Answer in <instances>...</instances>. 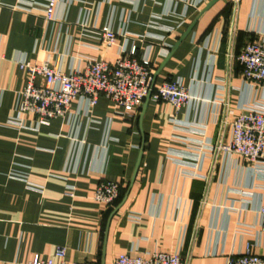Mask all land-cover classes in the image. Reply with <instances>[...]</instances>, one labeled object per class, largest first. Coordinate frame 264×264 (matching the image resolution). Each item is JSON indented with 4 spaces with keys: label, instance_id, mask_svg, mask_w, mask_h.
<instances>
[{
    "label": "crops",
    "instance_id": "1",
    "mask_svg": "<svg viewBox=\"0 0 264 264\" xmlns=\"http://www.w3.org/2000/svg\"><path fill=\"white\" fill-rule=\"evenodd\" d=\"M47 1L0 0V264L59 263L62 248L77 264L159 252L186 264H229L247 250L264 258V158L212 151L230 142L245 106L264 102L238 61L247 43H264V0H240L235 14L220 0L203 15L212 0H57L51 21ZM105 26L117 34L111 47ZM133 47L151 62L154 89L180 81L187 106L145 100L130 117L101 96L93 108L75 100L39 128L30 114L23 128L8 125L30 81L18 62L69 73L112 65ZM141 152L109 220L121 202L105 207L95 192L103 182L128 189Z\"/></svg>",
    "mask_w": 264,
    "mask_h": 264
},
{
    "label": "built area",
    "instance_id": "2",
    "mask_svg": "<svg viewBox=\"0 0 264 264\" xmlns=\"http://www.w3.org/2000/svg\"><path fill=\"white\" fill-rule=\"evenodd\" d=\"M237 12L240 0H226ZM57 0H48L45 16L48 21L54 19ZM102 40L111 47L117 41V34L110 26L102 31ZM238 61L243 67L246 83L257 84L264 88V43L251 41L245 45ZM21 70H25L30 81L23 91V102L18 108V115L8 120V125L23 128L21 116L30 114L34 117L36 128L48 124L51 120L65 117L70 105L79 99L89 108H93L101 96L111 100L116 107L122 108L125 116H132L140 108L147 97L160 103L166 102L179 110L189 104L190 95L180 81H170L152 90L154 71L148 59L136 57V47L130 54L122 55L114 64L105 61L90 63L84 70L74 69L64 73L44 63L33 65L26 60L18 62ZM37 78L43 80L37 86ZM227 155H237L250 163H257L264 158V102L245 106L231 124L230 142L217 145L212 150ZM12 177L20 178L13 174ZM122 184L103 182L97 188L94 200L105 207L112 206L119 198ZM37 190L36 188H32ZM259 225L264 230V204L258 210ZM53 259L42 260L35 257L30 264H77L66 261V250L58 249ZM82 264H96L86 262ZM115 264H186L174 253H154L150 258L120 255ZM229 264H264V258L254 255L250 250L243 256L232 258Z\"/></svg>",
    "mask_w": 264,
    "mask_h": 264
},
{
    "label": "water",
    "instance_id": "3",
    "mask_svg": "<svg viewBox=\"0 0 264 264\" xmlns=\"http://www.w3.org/2000/svg\"><path fill=\"white\" fill-rule=\"evenodd\" d=\"M218 1H220V0H212V1H211V2H210V3L204 8V10L201 12L200 15H203L206 11H208V10H209L213 5H215ZM192 27H193V26H191V27L187 30V32H186V33L184 34V36L182 37L181 41H182V40L188 35V33L191 31ZM154 83H155V78H154V80H153L152 90L154 89ZM149 100H150V95L147 97L146 101L148 102ZM141 158H142V152H141V154H140V157H139V160H138V164H137V167H136V170H135L134 176H133V178H132V180H131V183H130L128 189H127V192L125 193V195H124V197H123L121 203H120V204L117 206V208L112 212V214H111L109 220L112 219V217L118 212V210H119V209L123 206V204L126 202L128 196H129V193H130V191H131V188H132V186H133V184H134V181H135V179H136V175H137L138 170H139V166H140Z\"/></svg>",
    "mask_w": 264,
    "mask_h": 264
},
{
    "label": "trees",
    "instance_id": "4",
    "mask_svg": "<svg viewBox=\"0 0 264 264\" xmlns=\"http://www.w3.org/2000/svg\"><path fill=\"white\" fill-rule=\"evenodd\" d=\"M126 191H127V189H126L125 191H124V190L121 191V194H120L118 200L115 202L116 205H118V204L121 202V200L123 199V197H124Z\"/></svg>",
    "mask_w": 264,
    "mask_h": 264
}]
</instances>
